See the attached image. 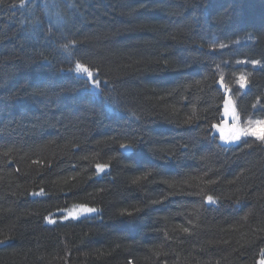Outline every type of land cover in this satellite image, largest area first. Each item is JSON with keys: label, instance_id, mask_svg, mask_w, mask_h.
Masks as SVG:
<instances>
[{"label": "trees", "instance_id": "obj_1", "mask_svg": "<svg viewBox=\"0 0 264 264\" xmlns=\"http://www.w3.org/2000/svg\"><path fill=\"white\" fill-rule=\"evenodd\" d=\"M226 89L264 120V0H0V264H258L264 142H221Z\"/></svg>", "mask_w": 264, "mask_h": 264}, {"label": "rangeland", "instance_id": "obj_2", "mask_svg": "<svg viewBox=\"0 0 264 264\" xmlns=\"http://www.w3.org/2000/svg\"><path fill=\"white\" fill-rule=\"evenodd\" d=\"M238 86L241 87L243 81L241 79L238 80ZM245 89V86L242 87ZM224 108H223V121L222 123L215 128V132L219 136L222 143L226 145L235 144L240 139L244 137H253L256 138V135L264 134V125L255 126L252 128V131L256 133V135L248 134L243 135L242 132L249 127V121L255 120H247L242 122L236 114L235 104L232 99V95L229 90H224ZM235 117V118H234ZM228 135L227 137L225 135ZM239 136V139H232V137ZM257 139V138H256ZM124 151H128L129 149L123 148ZM99 170V169H98ZM99 172H102L99 170ZM93 212L83 211L81 207H73L71 209L65 210L61 213L62 219H79L81 217L87 216ZM258 264H264V259L260 260Z\"/></svg>", "mask_w": 264, "mask_h": 264}, {"label": "snow or ice", "instance_id": "obj_3", "mask_svg": "<svg viewBox=\"0 0 264 264\" xmlns=\"http://www.w3.org/2000/svg\"><path fill=\"white\" fill-rule=\"evenodd\" d=\"M21 6H23V5H21ZM221 47H224V46L221 45ZM64 51L65 52H69V54H70V48H69L68 45H64ZM253 63H258V61H253ZM75 71L78 72V73L85 74L89 78L90 81L93 78V73L87 67H85L83 64H81L79 62H76V64H75ZM240 79H241V81L244 82V83L241 84V87H244V84L247 83V79L244 76H241ZM99 85H100V81L99 80H95L94 82L91 83V87L97 89V92L99 91ZM261 125H264V120L249 121V127L246 130H244L242 132V134L243 135H248V134L256 135V133L252 131V128L255 127V126H261ZM256 138L258 140L264 142V134L256 135ZM232 139H239V136L232 137ZM121 147L127 149L129 146L128 145H121ZM106 167H107V165H97V168L100 171H103L104 168H106ZM207 199L209 201H211V202H214L212 196H208ZM81 208H82L83 211H86V212H94V211H96L95 209L87 208V207H84V206H81ZM185 231H187V229H185Z\"/></svg>", "mask_w": 264, "mask_h": 264}, {"label": "water", "instance_id": "obj_4", "mask_svg": "<svg viewBox=\"0 0 264 264\" xmlns=\"http://www.w3.org/2000/svg\"><path fill=\"white\" fill-rule=\"evenodd\" d=\"M226 136H228V135L226 134Z\"/></svg>", "mask_w": 264, "mask_h": 264}]
</instances>
